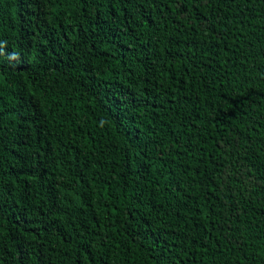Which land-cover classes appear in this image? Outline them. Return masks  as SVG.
<instances>
[{
  "label": "trees",
  "instance_id": "trees-1",
  "mask_svg": "<svg viewBox=\"0 0 264 264\" xmlns=\"http://www.w3.org/2000/svg\"><path fill=\"white\" fill-rule=\"evenodd\" d=\"M0 264H264V0H0Z\"/></svg>",
  "mask_w": 264,
  "mask_h": 264
}]
</instances>
